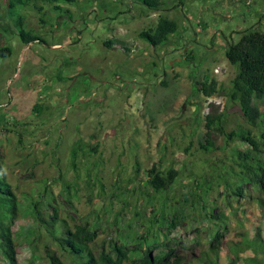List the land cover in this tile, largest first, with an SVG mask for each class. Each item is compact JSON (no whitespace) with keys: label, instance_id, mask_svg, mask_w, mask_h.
<instances>
[{"label":"rangeland","instance_id":"rangeland-1","mask_svg":"<svg viewBox=\"0 0 264 264\" xmlns=\"http://www.w3.org/2000/svg\"><path fill=\"white\" fill-rule=\"evenodd\" d=\"M54 5L37 4L40 13L27 7L9 14L6 0H0V25L7 30L0 31V48L8 46L12 51L0 58V117L15 124L0 129L6 181L19 197H52L63 215L96 223L99 250L110 237L134 228L145 230L156 244L165 242L152 255L172 248L186 260L197 257L207 235L195 233L191 213L186 210L181 225L170 232L165 221L193 180L208 174L212 163L224 165L228 180L236 176L231 156L236 142L226 146L223 136L213 133L215 149L210 153H204L199 143H204L207 114L224 113L226 132L251 129L238 105L224 95L236 74L224 56L225 38L235 32L236 41V32L254 25L264 32V0H184L183 10L163 14L180 21L179 31L166 46L155 49L137 34L156 24L157 13L138 17L137 10L120 0H76L73 5L59 4L62 9L57 11L52 10ZM17 14L24 16L38 41H20ZM114 38L124 40L129 53L103 46ZM204 79L216 81L217 94L205 97L197 91L196 84ZM255 102L264 114V105ZM35 103L48 110L37 116L32 110ZM78 139L97 150L88 149L73 172L68 169L69 154ZM53 150L60 180H55ZM153 165H171L179 171L167 195L155 196L144 184L136 191L128 185L134 176L145 180ZM44 180L49 181L46 187ZM250 194L251 188L245 186L239 198L244 208L240 218L244 229L261 224L264 238V219L248 202ZM161 210L164 223H160ZM224 213L229 226L224 240H236L241 231L237 220L231 208H224ZM27 226L30 220H20L14 230ZM19 240V260L26 264L32 251L21 235ZM45 241L42 233L38 250ZM226 254H220V264H226ZM34 257V264H39L40 253ZM248 257L250 253L242 255Z\"/></svg>","mask_w":264,"mask_h":264},{"label":"trees","instance_id":"trees-1","mask_svg":"<svg viewBox=\"0 0 264 264\" xmlns=\"http://www.w3.org/2000/svg\"><path fill=\"white\" fill-rule=\"evenodd\" d=\"M75 2L76 0H6V9L10 14L18 8L22 10L33 7L40 13L42 8L37 4L50 6L56 4L52 10L57 11L62 9L59 4L73 5ZM120 2H126L130 8L137 10L138 17L150 12L158 14L153 27L141 30L137 34L139 40L153 49L166 46L171 36L181 27L177 18L163 14L176 9L183 10L184 0H120ZM64 12L71 16L69 10L65 9ZM122 13V11L118 12L111 20L117 19V15ZM17 15L15 26L20 41L23 44L38 41L40 38L27 27L24 16ZM40 22L45 23L44 20ZM1 30L7 31L0 25ZM233 34L235 32H229L228 37L225 38L224 56L226 61L235 67L236 74L231 81L230 90L224 95L230 102L238 105L243 119L251 129L239 127L226 132L222 125L224 113L207 114L204 143H199V148L204 153H210L215 149L212 143L213 133L222 135L226 146L236 142L238 147L231 151L232 162L237 167L236 176L233 180H228V171L224 165L212 163L209 165L208 174L200 175L199 180H193L190 189L181 195V202H176L178 208L169 211V221H165L166 230L170 232L181 225L186 210L191 213L193 222L197 226L194 227L195 233L203 231L207 235L203 242L204 247L201 246L197 257L192 256L186 260L184 256L174 254L172 248L152 255L153 249L158 245L165 246V242L156 244L157 242H154L145 230L134 228L110 237L99 250L96 246V223L86 218H80L76 222L70 216L63 215L52 197L44 199L43 194L37 195V198L16 195L14 188L6 181L2 168L3 153L0 142V264H23L19 260L18 253L20 235L32 251V257L26 264H34L35 252L40 253L39 264H220V254L223 251L227 253L226 264H238L240 261L242 264H264V238L261 224L244 229L240 218L244 208L240 207L239 202V198L243 197L244 187L249 186L252 194L247 200L256 205L259 216L264 219V114L255 102L264 105V32L255 30L254 25L236 32L239 34L236 41L232 40ZM103 46L107 49L119 47L127 53L130 51L122 39L107 40ZM11 53V48L8 46L0 48V58H7ZM196 85L197 91L205 97H211L218 92L215 80L204 79ZM32 110L37 116H41L48 108L35 103ZM4 118L0 117V129H7L13 124V122L9 124ZM18 143H21L20 138ZM58 147L59 144H56L55 149ZM88 149L95 153L97 146L87 145L82 139L75 141L69 154L68 169L77 172L80 157H84ZM51 157L57 170L55 180H60L62 173L55 150L52 151ZM161 167V165H153L146 171L145 180L134 176L129 179L128 185L136 191L144 184L155 196L167 195L175 184L179 171L171 165ZM90 171L88 169V173ZM138 172L139 170L136 169V175L139 174ZM41 182L46 187L49 181ZM94 185L92 183V186ZM99 187L102 190V186ZM228 197L235 201L236 207L231 205ZM220 199H223L222 206L219 203ZM226 207L231 208L241 230L236 233V240H224L225 234L229 231L228 218L224 213ZM151 212L154 217L158 215L153 209ZM163 213L161 210L160 223H164ZM25 219L31 221V226L15 231L17 222ZM70 222L73 224L71 225ZM42 233L46 236V241L38 250L37 241ZM246 252L250 253V257L242 258Z\"/></svg>","mask_w":264,"mask_h":264}]
</instances>
